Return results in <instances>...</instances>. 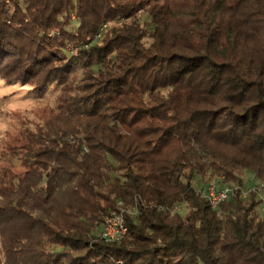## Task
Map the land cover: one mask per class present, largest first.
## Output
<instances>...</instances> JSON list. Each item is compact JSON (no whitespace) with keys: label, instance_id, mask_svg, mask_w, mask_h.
<instances>
[{"label":"trees","instance_id":"16d2710c","mask_svg":"<svg viewBox=\"0 0 264 264\" xmlns=\"http://www.w3.org/2000/svg\"><path fill=\"white\" fill-rule=\"evenodd\" d=\"M75 59L82 93L0 187L2 263L264 264V189L242 179L264 184V0H0L2 81L43 94ZM214 180L238 188L215 209Z\"/></svg>","mask_w":264,"mask_h":264},{"label":"rangeland","instance_id":"374dc122","mask_svg":"<svg viewBox=\"0 0 264 264\" xmlns=\"http://www.w3.org/2000/svg\"><path fill=\"white\" fill-rule=\"evenodd\" d=\"M139 19L142 23L147 22L148 16L143 13ZM74 29V26L69 28L71 31ZM150 43L151 40H146V44ZM85 70L82 63L75 59L67 73V82L53 83L43 94L33 93L28 85L9 84L0 79V187L13 181L17 183L15 179L24 173L31 159L26 147L28 141L41 132L46 121L60 110V98L63 95L76 96L82 93ZM242 179L243 197H247L257 189L260 181L249 172H244ZM261 193L264 195V191ZM187 211L185 207L179 209L182 215H186ZM2 261L0 248V264H3Z\"/></svg>","mask_w":264,"mask_h":264},{"label":"built area","instance_id":"2783aa9c","mask_svg":"<svg viewBox=\"0 0 264 264\" xmlns=\"http://www.w3.org/2000/svg\"><path fill=\"white\" fill-rule=\"evenodd\" d=\"M259 189H264V184L259 182ZM238 190L237 186H223L217 181L210 182L200 189L201 195L209 202L212 208L229 200L231 196ZM244 196V192H243ZM133 214L134 210L120 209V211L111 212L104 219L101 230V238L107 242H118L122 240L128 232V226L125 219V214ZM118 264H121L119 261Z\"/></svg>","mask_w":264,"mask_h":264}]
</instances>
